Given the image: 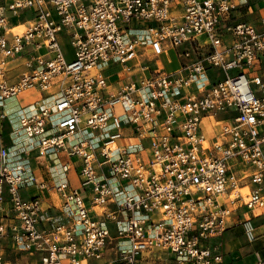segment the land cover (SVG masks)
Instances as JSON below:
<instances>
[{
    "label": "built area",
    "instance_id": "2783aa9c",
    "mask_svg": "<svg viewBox=\"0 0 264 264\" xmlns=\"http://www.w3.org/2000/svg\"><path fill=\"white\" fill-rule=\"evenodd\" d=\"M6 123L0 264H227L219 238L264 216V0H0Z\"/></svg>",
    "mask_w": 264,
    "mask_h": 264
},
{
    "label": "crops",
    "instance_id": "0c3cea01",
    "mask_svg": "<svg viewBox=\"0 0 264 264\" xmlns=\"http://www.w3.org/2000/svg\"><path fill=\"white\" fill-rule=\"evenodd\" d=\"M259 3H262V2H259ZM255 4H253L252 8H251V10H252L251 14L252 15H256L257 10L262 6V5H260L257 9H255V8L253 9V6ZM169 53L170 52L167 53L168 61L173 63V64L170 68H165V67L161 66L166 71H171V70L178 68V66L181 62L180 57H178L174 52L173 53H174L175 60L174 59L171 60ZM161 60H162V58H161ZM161 60L159 61L160 63H161ZM161 65H162V63H161ZM136 70L137 69H133L129 73L132 74ZM129 73L127 71H125L122 67H119V66H113V67H110V68H107L104 70V75L108 79L110 78L111 81L113 80L114 82L117 80H122L127 75H129ZM37 97H38V93L33 92L31 96H22L18 100H19L20 104H26L29 101V99L30 100L36 99ZM9 130H10V128L8 129L7 126L5 125V129L2 131V135H0V140L3 141V143L6 145H10V146L13 145V147L11 148V152L16 153V150L19 147V145L17 143L18 141L15 140L14 136L9 133ZM151 136H152V134H151L150 130H147L145 132V136L144 135L142 136V135H139L136 130H134V129L132 130L131 128L126 127L123 130V135L119 138V140H117V143L122 144V145L141 144L142 146H147L150 144ZM144 142H147V144ZM30 162H31V167L34 170V172L38 178H42V179H46V180L50 179L49 170L47 169L48 166L50 165V163H48L44 158H40V159L31 158ZM36 192H38V190L35 187H27V188L25 187L22 189L21 194L31 195V194H35ZM262 217H264V216H262ZM262 217H260V218H262ZM259 219H256L257 228L259 225ZM263 222H264V218L262 219L261 224H260V232L259 233L256 232L257 239L264 236V223ZM236 226H239V225H236ZM236 226H234V227H236ZM234 227H232V228H234ZM232 228H230V229H232ZM257 228H256V230H257ZM230 229L225 231L223 233V235L219 238V240L221 242V248H222V251L225 255V259H226L227 264H231L232 259L236 260L238 258L241 260V262L252 264L251 263L252 260L250 259L251 255L254 256V264H258V258L259 257L264 260V257L261 255L259 250L252 249V251L249 254L247 253V254H244V256H243L242 255V253L244 252L243 250L238 249V247H235L234 245L232 248H230V246L227 244V242L231 239ZM12 249L13 248H12V243H11L10 238H0V263L9 262V261H12L15 259L14 255L12 253ZM21 261L24 262V259L22 258Z\"/></svg>",
    "mask_w": 264,
    "mask_h": 264
},
{
    "label": "rangeland",
    "instance_id": "374dc122",
    "mask_svg": "<svg viewBox=\"0 0 264 264\" xmlns=\"http://www.w3.org/2000/svg\"><path fill=\"white\" fill-rule=\"evenodd\" d=\"M260 5H262V3H259L257 2L254 6H253V9H257ZM63 49L64 51L66 52L67 56L69 59L72 58V53H73V50H72V47L69 45V43L65 42L63 44ZM174 51H171L169 54H170V57H171V60H175V57H174ZM132 61L129 62V64L131 63ZM161 63H162V66L165 67V68H170L172 66L173 63L169 62L168 61V56L167 55H164L162 57V60H161ZM18 103H19V100H16V99H12V100H9L7 101L6 103V108H12V110L10 109L11 113L14 112V108L18 106ZM15 117L17 116V114H14ZM7 126V128L9 129V125L6 123L5 124ZM147 144V142H144ZM53 198H57L56 195H52ZM264 217L260 218L259 219V225H258V228L256 230L257 233L260 232V224H261V221ZM230 237L231 239L227 242V244L230 246V248L233 247V245L235 247H238V249H241L243 250L244 252L242 253V255L244 256V254H249L252 249H256V250H259L261 255L264 257V236L261 237V238H258L256 239L255 241L253 242H249L245 236V233L243 231V228L241 225L239 226H236L232 229H230ZM250 259L252 260V264H254V256L251 255L250 256ZM232 263L231 264H249V263H244V262H241V260L238 258L236 260L232 259L231 260Z\"/></svg>",
    "mask_w": 264,
    "mask_h": 264
},
{
    "label": "bare ground",
    "instance_id": "6f19581e",
    "mask_svg": "<svg viewBox=\"0 0 264 264\" xmlns=\"http://www.w3.org/2000/svg\"><path fill=\"white\" fill-rule=\"evenodd\" d=\"M16 29H17V28H15V30H16ZM26 93L28 94L29 92H26ZM30 95H31V94H30ZM11 116L13 117V119L16 118L13 112H12ZM14 123H16V122H14Z\"/></svg>",
    "mask_w": 264,
    "mask_h": 264
}]
</instances>
